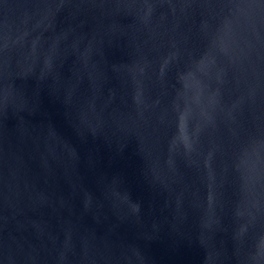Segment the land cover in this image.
Wrapping results in <instances>:
<instances>
[{"label": "water", "instance_id": "95a60500", "mask_svg": "<svg viewBox=\"0 0 264 264\" xmlns=\"http://www.w3.org/2000/svg\"><path fill=\"white\" fill-rule=\"evenodd\" d=\"M0 264H264V0H0Z\"/></svg>", "mask_w": 264, "mask_h": 264}]
</instances>
